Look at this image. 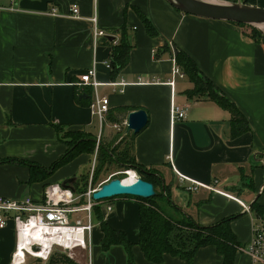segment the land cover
<instances>
[{"label": "crops", "instance_id": "crops-1", "mask_svg": "<svg viewBox=\"0 0 264 264\" xmlns=\"http://www.w3.org/2000/svg\"><path fill=\"white\" fill-rule=\"evenodd\" d=\"M218 1L264 8V0ZM72 4L80 7L79 19L71 15ZM54 8L56 16L50 14ZM142 15L156 35L149 34ZM94 17L107 33L98 41ZM110 37L119 43L126 38L130 47L128 62L117 74L107 66L115 49ZM176 48L186 52L239 108L249 131L234 136L231 111L212 99L190 97L187 92L194 84L187 75L177 78L174 86L168 83ZM92 68L101 82L97 89L84 79ZM140 78L149 82L140 83ZM121 80L127 82L124 92L108 84ZM97 95L110 99L103 123L91 108ZM174 103L187 109L186 118L172 119ZM140 109L149 116L140 133L114 128ZM69 132L95 138L96 147L100 137V145L120 149L118 132L123 137L131 134L133 158L153 172L157 192L169 200L161 201L166 213L178 220L190 216L204 226L230 219L245 248L253 238L257 213L243 211L239 199L264 207V40L252 38L245 26L183 13L168 0H0V197L39 202L49 185L76 178L75 186L88 176L97 148L53 170L69 150L65 138ZM30 164L49 172L39 171L33 179ZM180 175L187 177L183 184ZM196 184L198 190H188ZM210 185L221 193L210 190ZM140 205L139 197L122 195L104 202L100 210L111 228L124 231L134 243L136 264H157L149 262L137 244ZM103 237L98 223L91 260L84 251L77 261L128 264L122 245L103 250ZM15 246L10 221L0 228V264H13ZM32 260L36 259L27 264ZM222 262L217 248L209 245L199 249L194 264ZM160 264L189 263L167 254ZM235 264L256 263L239 249Z\"/></svg>", "mask_w": 264, "mask_h": 264}, {"label": "trees", "instance_id": "trees-1", "mask_svg": "<svg viewBox=\"0 0 264 264\" xmlns=\"http://www.w3.org/2000/svg\"><path fill=\"white\" fill-rule=\"evenodd\" d=\"M142 18L149 34L156 35V29L151 21L143 15ZM239 25L249 26L246 24ZM252 29L250 33L251 37L257 41H263L260 39L264 38V35L257 28L253 27ZM129 48L128 41L124 38L122 39V43L114 49L111 59L114 74H117L127 64ZM176 62L194 84L193 89L187 92L190 97L193 99H212L225 109L231 111L234 136L249 131V124L245 115L227 98L224 92L214 82L202 74L197 63L186 52L176 48ZM65 138H68L66 142L69 145V150L54 164L53 170L68 163L77 155L83 152H94L97 148L95 138L88 137L80 132H69L65 134ZM124 139L131 140V134H127ZM123 144L124 141L121 140L119 146ZM132 147V140L131 144L127 145L125 151L118 146L110 147L101 144L98 147V163L94 179L98 180L100 173L104 169H109L112 164H116L119 170H136L144 180L153 183L156 188L158 185L157 178L153 176V172L141 167L136 162L132 156ZM30 165L32 167L33 179L39 175V171L45 174L49 172L38 165ZM75 188L79 192H82L87 189V185H79L77 181ZM140 199V233L137 244L149 262L157 264L163 263L165 255L170 254L182 258L189 264H194L199 249L214 245L218 253L223 256V262L221 264H235L237 251L242 245L231 228L230 219L223 220L212 226H204L197 223L190 216H185L180 220L169 216L161 202H167L169 200L166 197H162L159 193L152 198ZM252 208L257 214H264V207L256 204V202L252 204ZM94 211L95 218L104 233L101 244L103 250L108 251L114 245H122L128 253V264H136L132 254L134 243L127 237L124 231L115 230L108 225L102 216L100 205L95 206ZM47 262L48 264H80L77 260L67 256V253L59 250H56Z\"/></svg>", "mask_w": 264, "mask_h": 264}, {"label": "built area", "instance_id": "built-area-1", "mask_svg": "<svg viewBox=\"0 0 264 264\" xmlns=\"http://www.w3.org/2000/svg\"><path fill=\"white\" fill-rule=\"evenodd\" d=\"M70 11L73 18L79 19L81 17L78 4H72ZM50 14L53 16L58 15V9H52ZM92 21L94 24L93 35L95 40L98 41L101 37H107L105 30L99 27L97 18H92ZM112 43L115 48L120 44L116 39ZM107 66L109 68L112 67L110 62L107 63ZM185 76V72L175 60L172 79L168 83L174 86L177 78L183 79ZM84 79L95 89L101 85V82L96 77V70L94 68L88 71ZM139 82L148 83L149 81L140 78ZM157 83H160V81H157ZM108 84L119 87L120 91L124 92V87L127 85V82L121 80L112 81ZM91 108L93 113L98 115L101 123H103L106 115L110 111L109 97H99L97 95L92 102ZM186 116L187 109L174 103L172 119H184ZM127 126L128 121L122 124H114V128L120 131L125 130ZM100 143L101 138L98 137V146ZM97 163L98 156L93 161L87 189L82 192H79L74 185L73 187H66L62 184H51L46 187L44 197L39 202L31 197L23 199L0 197V228L8 226L10 221L14 222L15 227L16 246L12 254L13 264H27L30 259L47 262L56 250L67 254L78 250L88 251L91 260L93 233L98 224L96 223L94 208L97 205L101 206L107 201H96L93 195L103 184L116 178V175H113L100 182L98 186H95L94 177ZM120 173L126 176V178L119 177L123 181L131 179V182H133L141 177L134 169L123 170ZM179 180L183 184L187 180V177L180 175ZM198 188L199 186L196 184L189 187L188 190L196 191ZM208 188L214 192L221 193L213 185L208 186ZM224 194L227 195L226 193ZM239 202L243 207V211L247 213L254 211L251 205L246 204L240 199ZM239 249L245 250L256 264H264V214H256L253 226V238L245 248L241 246Z\"/></svg>", "mask_w": 264, "mask_h": 264}, {"label": "water", "instance_id": "water-1", "mask_svg": "<svg viewBox=\"0 0 264 264\" xmlns=\"http://www.w3.org/2000/svg\"><path fill=\"white\" fill-rule=\"evenodd\" d=\"M181 12L213 20L229 21L236 24H246L254 26L264 33L259 25H264V8L247 3L222 2L218 0H168ZM114 40V37H110ZM87 97L86 94L82 95ZM127 133H140L148 124L149 116L144 109L133 111L128 116ZM76 178H69L63 181L62 185L73 187ZM155 185L142 177L133 182H125L116 177L102 185L94 193L96 201L109 200L117 196H134L143 199L155 197L157 195Z\"/></svg>", "mask_w": 264, "mask_h": 264}, {"label": "rangeland", "instance_id": "rangeland-1", "mask_svg": "<svg viewBox=\"0 0 264 264\" xmlns=\"http://www.w3.org/2000/svg\"><path fill=\"white\" fill-rule=\"evenodd\" d=\"M246 27V29L249 31V33H251L252 32V28L254 27V26H245ZM259 30V29H258ZM260 31V30H259ZM261 32V31H260ZM263 35H264V33L263 32H261ZM251 35V34H250ZM260 40H264V38H262V39H260ZM103 133V129L101 130V134ZM122 132H118V134L117 135H120L118 138H119V140H123L124 141V144H123V147H122V149H124V151L127 149V145H130L131 144V140L130 139H122V138H124L123 136H121L122 134H121ZM127 142H129L128 144H127ZM131 160V159H130ZM123 170H119V167L115 164H112L110 167H109V169H104L101 173H100V176H99V179L98 180H96V179H94V185L95 186H98L100 183V181L102 182V181H104L105 179H108L109 177H111V176H113V175H116L115 177H120V178H123V177H125L126 178V176L124 175V174H121L120 172H122ZM90 175V174H89ZM134 176V175H133ZM88 180H89V176H83V177H81V178H79L78 179V182H79V185L80 184H82V185H84V186H88ZM127 180H131V179H127ZM86 255V253L84 252V251H82V250H78V251H76V252H73V253H69V254H67V256H69L71 259H75V260H77V258L79 259V257H82V256H85ZM88 259V258H87ZM80 260V259H79ZM86 260V257H85V259H84V261ZM86 262H87V260H86ZM32 264H48V262H43V261H41V260H32Z\"/></svg>", "mask_w": 264, "mask_h": 264}, {"label": "bare ground", "instance_id": "bare-ground-1", "mask_svg": "<svg viewBox=\"0 0 264 264\" xmlns=\"http://www.w3.org/2000/svg\"><path fill=\"white\" fill-rule=\"evenodd\" d=\"M261 29L264 30V25H259ZM125 182H131V180H125Z\"/></svg>", "mask_w": 264, "mask_h": 264}]
</instances>
